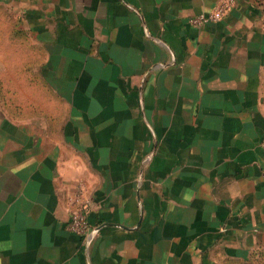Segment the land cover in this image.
<instances>
[{"label": "crops", "instance_id": "obj_1", "mask_svg": "<svg viewBox=\"0 0 264 264\" xmlns=\"http://www.w3.org/2000/svg\"><path fill=\"white\" fill-rule=\"evenodd\" d=\"M0 0V264H247L264 245V0ZM83 211L98 232H70Z\"/></svg>", "mask_w": 264, "mask_h": 264}, {"label": "built area", "instance_id": "obj_2", "mask_svg": "<svg viewBox=\"0 0 264 264\" xmlns=\"http://www.w3.org/2000/svg\"><path fill=\"white\" fill-rule=\"evenodd\" d=\"M236 4V0H222L216 9L209 13H203L189 19V23L194 27H202L210 23L221 21ZM260 149L264 155V139L260 143ZM67 229L79 235L83 239H87L91 235L98 232V228L90 225L88 215L83 211H75L72 213L67 225Z\"/></svg>", "mask_w": 264, "mask_h": 264}, {"label": "rangeland", "instance_id": "obj_3", "mask_svg": "<svg viewBox=\"0 0 264 264\" xmlns=\"http://www.w3.org/2000/svg\"><path fill=\"white\" fill-rule=\"evenodd\" d=\"M264 5V4H263ZM12 22L8 20V17H6V13H3V10L0 11V58L5 57L4 52V45L7 43L5 42L7 40V34L6 29H10L8 24L15 25L18 21L20 22L19 18L14 19V17L11 16ZM1 62V61H0ZM0 68H3V66L0 64ZM247 264H264V245H262L259 249L256 250L252 258L248 261Z\"/></svg>", "mask_w": 264, "mask_h": 264}]
</instances>
